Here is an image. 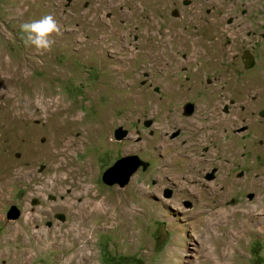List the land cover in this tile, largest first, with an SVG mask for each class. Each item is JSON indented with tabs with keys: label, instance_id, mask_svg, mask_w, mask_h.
Returning a JSON list of instances; mask_svg holds the SVG:
<instances>
[{
	"label": "rangeland",
	"instance_id": "1",
	"mask_svg": "<svg viewBox=\"0 0 264 264\" xmlns=\"http://www.w3.org/2000/svg\"><path fill=\"white\" fill-rule=\"evenodd\" d=\"M46 15L61 34L41 55L24 45L20 25ZM160 82L167 86L156 94ZM186 101L196 107L190 118ZM58 109L79 128L70 182L52 186L37 158L63 119L52 114L46 128L34 117L19 129L16 115ZM204 122L222 134L186 159L156 146L167 133L174 141L181 124ZM119 125L128 134L115 140ZM129 153L143 164L128 183L104 184L102 172ZM167 165L176 171L166 178L175 183L170 198L159 178ZM63 188L127 213L97 222L96 264H264V0H0V264H62L38 237L73 219ZM11 205L21 212L15 220L6 217ZM234 211L246 221L226 227ZM121 219L130 231H119ZM39 244L43 252L29 251Z\"/></svg>",
	"mask_w": 264,
	"mask_h": 264
},
{
	"label": "bare ground",
	"instance_id": "2",
	"mask_svg": "<svg viewBox=\"0 0 264 264\" xmlns=\"http://www.w3.org/2000/svg\"><path fill=\"white\" fill-rule=\"evenodd\" d=\"M27 110L29 111V109H27ZM53 112H48V111L45 112L46 114L43 116L44 118H39L40 114L28 113L25 111H20L16 116H17V121H18L17 125H18L19 129H22V127H24L23 125H24L25 121H29L30 119H32L34 117H38V119L41 122L40 124L44 125L46 128L49 127L51 124L50 119L52 117V114L53 115L56 114L58 117L63 119L62 120L63 121L62 127L58 128L59 130L57 131L56 135L51 136L54 133H52L51 135H47L46 140L44 142L47 145V146L45 145L46 149L40 155V158H37L39 161H43V162L46 161L47 162V165L45 167L46 171L43 174H49L48 180H50L49 182L52 186H55V184L58 182L60 183V181L66 183V184H67V182H70L68 180V178H70V176H68V173H67V170H68L67 169V163H68L69 157H70L69 150L71 149L73 142L76 139L75 137H72V135L75 132V130H77L79 127L75 126V124H72L69 118L64 117V112L62 109H58L57 111H55V113H53ZM52 132H53V130H52ZM39 137H40V135L38 136L36 134L33 136L32 139L35 142H38ZM42 137H44V136H42ZM38 144H39V142H38ZM35 155H38V154H35ZM27 161L32 162L34 160L31 161L30 159L29 160L27 159ZM36 161H34V163ZM27 164L28 163H26L25 166ZM59 191H60L59 192L60 199H63L65 204L66 203L69 204L68 208H69L70 212L73 214V216H72L73 219L70 221L71 223L69 222V225L66 226V228L62 227L54 235H51V236L50 235H45L43 237L40 236V237H38V241L42 242V243H44V242L46 243L49 241V243L53 246L52 247L53 249L57 248L58 252H59L58 256L65 258L63 260L62 264H96V260H95L97 257V255H96V244L98 241L97 237H96L97 232H98L97 222L100 220L109 221L111 218H113L111 215L112 210H114V213H113L114 216H122L123 217L127 213H125L124 211L121 210V208H120L121 206H119V204L115 207L113 206L112 208L109 206L101 208L99 204L94 203L93 200L91 201L90 198L93 197L94 194L89 193L88 191L76 192V191H73L72 189L67 191L64 188H63V190H59ZM228 213H230V212H228ZM237 213L239 214L238 211H234L233 215H229V216H233V217H231V220L229 218L227 219L226 227L230 226L231 224L236 226V227H241L242 222L246 221V218H244V219H242L241 217L236 218ZM240 215L243 217H245V216L247 217V215L249 216V214L246 212H242ZM248 219H249V217H248ZM124 220L125 219H121V221H119L117 223V227H118L119 231H122L123 233L130 231V229H131L130 227L124 226ZM211 228L212 227L210 225L208 230L205 229L208 232V234H212ZM35 237L37 238V236H35ZM9 241L10 242L12 241L11 243H13L15 253L18 255L19 258H22L23 256L27 255L28 250L26 248L23 249L21 247L22 244L18 241L17 238H14L13 240H9ZM33 250H35L36 252H39V253L43 252L42 251L43 248L40 244L37 246L31 245L29 251L31 252ZM206 261L207 260L205 259L203 264H205Z\"/></svg>",
	"mask_w": 264,
	"mask_h": 264
},
{
	"label": "flooded vegetation",
	"instance_id": "3",
	"mask_svg": "<svg viewBox=\"0 0 264 264\" xmlns=\"http://www.w3.org/2000/svg\"><path fill=\"white\" fill-rule=\"evenodd\" d=\"M164 86H167V85H165L163 82H160L159 84L155 85L154 86L155 93L159 94V91ZM170 86L175 87L174 85H170ZM195 110H196V107H195L194 102H191V101L184 102L183 106H182V115H183L182 117L183 118H190L194 114ZM205 120H206V117H205ZM148 122L150 123V121H147V123ZM206 126H208V125H206L205 122L203 124H193L192 123L190 126H189V123L181 124V128H177L175 131L171 132V134H170V139H172V140L175 139L174 141L169 142V143L165 142L164 138H167V136H168V133H167L168 131H166L167 134L163 135L164 137L163 136L161 137L163 139V140H161L162 144L160 143V140H159L157 142L156 146L157 147H160V146L164 147L166 145L173 146L176 149L169 151V152H171L170 156L178 155V156H183L182 159H186L185 157H189V155L191 153H193L190 151L191 149L193 150L197 145H203L206 141L209 140V138L214 137V133H218L220 135L222 134L223 130L220 127L213 128L211 126H208V127H210V129H208ZM118 127H121L122 130L126 131L125 136H123L121 139L125 138L128 134L127 130L125 128H123L121 125L117 126L116 128H118ZM116 128H114V130H113V136L115 134ZM219 129L221 131H219ZM180 136H183V138L178 139ZM114 139H115V137H114ZM121 139H115V140H121ZM212 141H213V139L210 140V142H212ZM128 155H136L141 160V164H143V160L136 153H129L127 155L119 156L116 158V160L120 159L121 157L128 156ZM173 165H175V164H173ZM198 165L201 166V163L199 162ZM145 166H147V164H145ZM186 167H188V166H179L176 168L185 170ZM162 168H167L169 170L168 171L169 174H164L163 177H159V178L163 179L166 182L165 184H171L170 186L168 185V186H164L161 188L162 196L164 198H170L172 193H173V187L175 186L174 185L175 183L172 182V180L166 181V178L170 179L169 175L174 177L175 174H173V173H176V171H172V170H174V167L169 166V165L164 166ZM216 172H217V168H213L210 172H206L204 174V178L206 180H213L215 178ZM167 191H169L170 195L164 196V194Z\"/></svg>",
	"mask_w": 264,
	"mask_h": 264
},
{
	"label": "water",
	"instance_id": "4",
	"mask_svg": "<svg viewBox=\"0 0 264 264\" xmlns=\"http://www.w3.org/2000/svg\"><path fill=\"white\" fill-rule=\"evenodd\" d=\"M126 131L121 127L115 129V139H121L125 136ZM141 165V160L136 155H128L116 160L111 166L107 167L101 175V180L106 185L117 184L119 187L125 186L131 175ZM167 191L164 196H169ZM21 212L15 205H11L6 212V217L9 220H15L20 216Z\"/></svg>",
	"mask_w": 264,
	"mask_h": 264
},
{
	"label": "clouds",
	"instance_id": "5",
	"mask_svg": "<svg viewBox=\"0 0 264 264\" xmlns=\"http://www.w3.org/2000/svg\"><path fill=\"white\" fill-rule=\"evenodd\" d=\"M21 39L26 47H34L38 54L50 51L54 40L50 37L61 34V28L52 15L39 20L26 21L20 25Z\"/></svg>",
	"mask_w": 264,
	"mask_h": 264
}]
</instances>
